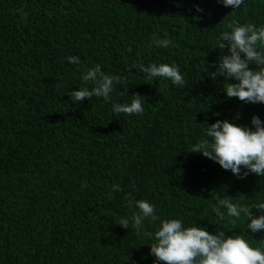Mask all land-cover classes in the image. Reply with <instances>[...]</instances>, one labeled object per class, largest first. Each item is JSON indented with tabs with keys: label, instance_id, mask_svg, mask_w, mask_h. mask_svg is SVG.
<instances>
[{
	"label": "trees",
	"instance_id": "1",
	"mask_svg": "<svg viewBox=\"0 0 264 264\" xmlns=\"http://www.w3.org/2000/svg\"><path fill=\"white\" fill-rule=\"evenodd\" d=\"M232 23L264 25V0L236 9L219 0H0V264H153L152 241L118 224L136 211L126 196L152 202L162 219L260 246L264 232L212 209L264 199V177L238 178L190 151L207 123L264 120V103L228 98L232 81L203 69L227 51L216 47ZM165 36L168 48L153 44ZM139 62L175 63L185 84L148 80L132 68ZM96 65L121 76L111 101L73 102ZM133 94L144 96L143 113L113 114L112 103ZM158 224L146 220L144 231Z\"/></svg>",
	"mask_w": 264,
	"mask_h": 264
},
{
	"label": "clouds",
	"instance_id": "2",
	"mask_svg": "<svg viewBox=\"0 0 264 264\" xmlns=\"http://www.w3.org/2000/svg\"><path fill=\"white\" fill-rule=\"evenodd\" d=\"M223 6L238 8L243 0H219ZM196 12L204 9L195 5ZM230 30L219 34L221 50L218 59L211 65L203 61L204 71L216 80L224 77L226 81L223 91L228 98L236 97L245 103H264V25L252 23H232ZM153 44L160 48H168L170 39L154 38ZM69 63L78 64L79 57L68 56ZM255 65V68L250 67ZM132 68L146 74V79L156 81L157 78L169 80L173 85H184L185 79L179 66L175 63L143 62L134 63ZM214 69L210 70L209 69ZM120 75L104 73L99 65L90 67L82 74L84 87H78L69 93L73 102L82 103L84 98H103L110 102L111 94ZM91 82L94 86L89 88ZM121 94H126L121 91ZM130 103H112L113 114H142L143 97L140 94L131 95ZM239 115H237V119ZM251 127L241 125L229 119H217L204 129V138L192 145L191 150L203 154L218 163L224 170H230L238 178L249 174L264 177V120L257 114L251 117ZM113 190H119V185H113ZM127 206L135 208L131 216L122 217L119 225L135 229L152 241L149 255L153 264H264V238L260 246H253L251 241L242 234L226 235L224 230L216 229L210 232L206 227L185 225L179 218H160L156 215L155 205L145 199H134L126 196ZM220 207L212 211L221 220L227 216L233 224L237 220L246 222L251 233L264 232V199L252 203L233 202L231 199L218 201ZM255 210V211H254ZM159 221L153 231H144L145 221ZM249 233V232H248ZM250 235V234H249ZM251 236V235H250Z\"/></svg>",
	"mask_w": 264,
	"mask_h": 264
}]
</instances>
